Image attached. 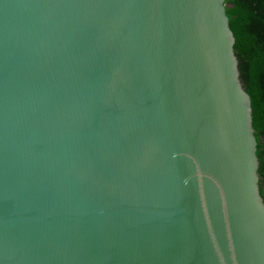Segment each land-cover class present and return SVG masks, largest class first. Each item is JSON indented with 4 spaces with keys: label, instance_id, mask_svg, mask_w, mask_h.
<instances>
[{
    "label": "water",
    "instance_id": "95a60500",
    "mask_svg": "<svg viewBox=\"0 0 264 264\" xmlns=\"http://www.w3.org/2000/svg\"><path fill=\"white\" fill-rule=\"evenodd\" d=\"M224 1L0 0V264H264Z\"/></svg>",
    "mask_w": 264,
    "mask_h": 264
},
{
    "label": "trees",
    "instance_id": "16d2710c",
    "mask_svg": "<svg viewBox=\"0 0 264 264\" xmlns=\"http://www.w3.org/2000/svg\"><path fill=\"white\" fill-rule=\"evenodd\" d=\"M239 79L251 103L259 194L264 200V0H225Z\"/></svg>",
    "mask_w": 264,
    "mask_h": 264
}]
</instances>
